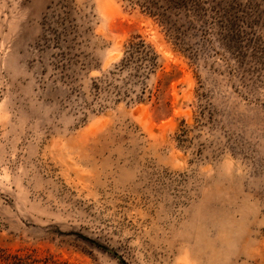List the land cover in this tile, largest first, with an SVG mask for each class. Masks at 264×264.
<instances>
[{
    "label": "rangeland",
    "instance_id": "374dc122",
    "mask_svg": "<svg viewBox=\"0 0 264 264\" xmlns=\"http://www.w3.org/2000/svg\"><path fill=\"white\" fill-rule=\"evenodd\" d=\"M189 2L175 39L128 0H0V264H264V58L214 41L216 8L264 37V0ZM138 35L152 95L101 109Z\"/></svg>",
    "mask_w": 264,
    "mask_h": 264
},
{
    "label": "trees",
    "instance_id": "16d2710c",
    "mask_svg": "<svg viewBox=\"0 0 264 264\" xmlns=\"http://www.w3.org/2000/svg\"><path fill=\"white\" fill-rule=\"evenodd\" d=\"M128 1L131 5L140 6L148 14L158 16L162 23L169 27L174 38L176 29L175 24H171V17L190 12L189 0ZM216 15L217 20L222 16L219 8H216ZM216 21L214 26L218 32L214 35V41L227 56L226 61H234V70L240 72L241 78L244 79L251 71L248 66L254 67L263 63L261 59L264 58V37L258 33L255 21L237 16ZM160 59L161 56L155 47L146 39L139 35L132 37L120 62L107 75L93 79L90 89L98 100L99 107L105 108L109 102H142L151 97L152 92H148V80L157 72ZM6 259V253L0 250V263L7 261Z\"/></svg>",
    "mask_w": 264,
    "mask_h": 264
}]
</instances>
